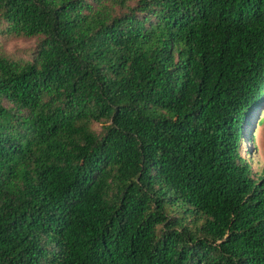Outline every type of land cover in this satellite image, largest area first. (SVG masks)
Wrapping results in <instances>:
<instances>
[{"label": "trees", "instance_id": "trees-1", "mask_svg": "<svg viewBox=\"0 0 264 264\" xmlns=\"http://www.w3.org/2000/svg\"><path fill=\"white\" fill-rule=\"evenodd\" d=\"M0 264H264V0H0ZM102 125L99 130L96 126Z\"/></svg>", "mask_w": 264, "mask_h": 264}, {"label": "rangeland", "instance_id": "rangeland-1", "mask_svg": "<svg viewBox=\"0 0 264 264\" xmlns=\"http://www.w3.org/2000/svg\"><path fill=\"white\" fill-rule=\"evenodd\" d=\"M40 41L38 38H20L8 33L6 24L0 19V54L12 60L31 59ZM250 139L242 143L243 156L252 165L254 176L264 179V101ZM99 130L102 125L96 126Z\"/></svg>", "mask_w": 264, "mask_h": 264}]
</instances>
